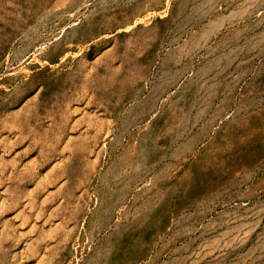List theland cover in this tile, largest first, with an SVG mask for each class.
Segmentation results:
<instances>
[{"label":"rangeland","instance_id":"374dc122","mask_svg":"<svg viewBox=\"0 0 264 264\" xmlns=\"http://www.w3.org/2000/svg\"><path fill=\"white\" fill-rule=\"evenodd\" d=\"M0 264H264V0H0Z\"/></svg>","mask_w":264,"mask_h":264}]
</instances>
